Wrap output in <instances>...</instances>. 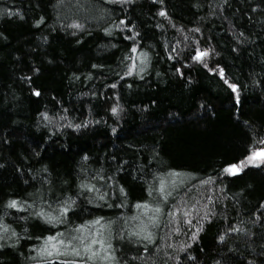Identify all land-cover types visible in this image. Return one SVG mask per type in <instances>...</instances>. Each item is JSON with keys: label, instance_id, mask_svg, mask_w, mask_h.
<instances>
[{"label": "trees", "instance_id": "16d2710c", "mask_svg": "<svg viewBox=\"0 0 264 264\" xmlns=\"http://www.w3.org/2000/svg\"><path fill=\"white\" fill-rule=\"evenodd\" d=\"M261 140L264 0H0V264H264Z\"/></svg>", "mask_w": 264, "mask_h": 264}, {"label": "snow or ice", "instance_id": "6c2138e0", "mask_svg": "<svg viewBox=\"0 0 264 264\" xmlns=\"http://www.w3.org/2000/svg\"><path fill=\"white\" fill-rule=\"evenodd\" d=\"M6 11H7L8 15H12L11 10H6ZM164 14H165L164 10L161 9V15H164ZM39 22L40 21H36V23H39ZM120 23L122 24L123 22L121 21ZM74 26L77 27V28L81 27V25H79V24H74ZM115 26L116 27H120V24H117ZM106 31H107V29H106ZM133 35H135V33H133ZM132 51L133 52L136 51L135 45H133ZM206 54H207V50L200 51L198 49L196 51L195 55L192 58L195 59V60H201L202 57L204 55H206ZM177 71L179 72L180 69L178 68ZM209 71H214V69L210 68ZM220 71H221V74H223V70L220 69ZM127 74L128 73H126V75ZM225 83H228V81H225ZM229 86L231 87V89L233 91H235L236 88H237V85H235V84H230ZM111 111L113 113H116L117 112V107L114 106L111 109ZM43 115L46 116L47 114L45 113ZM261 144H264V140H261ZM244 161H247L248 164L264 163V148H252L251 151L249 152V154L244 157V160L238 162L239 166H237V163L227 164L225 166L224 171L233 172V173L239 172L241 170V168L244 166ZM81 187H90V186L82 184ZM121 191H123V189H121ZM101 198H103V197H101ZM8 205L10 207H19V206H21V205H18L16 200H9L8 201ZM66 211H67V208L61 206V212H66ZM37 214L45 215V213L43 212L42 209ZM185 215L187 217L188 214L186 213ZM48 219H49V222H57V223H59V219L56 216H54V215L48 216ZM153 219H155V218H153ZM92 223H96V221H92ZM7 227H8L7 225H4L5 229ZM78 227H82V226H78ZM230 231H231V229H230ZM135 234L138 235V236L143 234L145 239H148L149 241L151 240V234L148 233L146 230H142L141 232H137ZM12 235L14 236L15 233L13 232ZM195 237H196V233H193L192 238L195 239ZM220 238L222 239L223 237H220ZM46 241L47 242H46V244L44 246H42L40 249H37V251L41 255L46 254L47 256L52 257L54 259L58 258L61 253H65V254L71 253V254L75 255L76 257H82V256H86L87 257V262L84 259H78V260L73 261L72 264H90V262L92 260H95L97 258V256L99 255L100 251H102L105 247L110 248V245L109 246H105L103 244V241H98L95 238H93L91 242H83V240L81 238V242L79 243V246H71V247H69L70 245L73 244V240H71V239H69L67 241V245H69V246H66L65 241L60 240V239H58L56 237H53V236L46 237ZM93 243H100L102 245V248L100 250H93V248H92V244ZM183 247L184 246L181 245V249H183ZM104 258L107 259L108 257L105 256ZM177 259H179V257H177ZM65 264H67V262H65Z\"/></svg>", "mask_w": 264, "mask_h": 264}, {"label": "rangeland", "instance_id": "374dc122", "mask_svg": "<svg viewBox=\"0 0 264 264\" xmlns=\"http://www.w3.org/2000/svg\"><path fill=\"white\" fill-rule=\"evenodd\" d=\"M94 1L98 2L101 0H94ZM119 1H121V0H119ZM122 1H125V0H122ZM262 147H264V144H261V145L259 144V146L253 147V148H262ZM259 164L264 165V163H259ZM244 165H248L247 161H244ZM237 166H239V164H237ZM43 212L45 213V215L37 214L39 212H35L32 214H24V213L18 214L15 217L16 219H14L15 221L14 220L13 221L15 223H21L23 221H25V222L27 221V224H29V225L37 223V224L41 225L42 227H44L45 232H46L45 234L59 233L68 239H71L73 241H79L80 237H79V234H77V232H76V228L80 225V223L82 221L93 217L92 215L95 214V213L91 212L92 213V215H90L91 217H88L87 215H84V213H83L82 215H80V217L78 219H73L72 221H70L68 219V216L63 215L61 212H57V211H43ZM183 214H184V216H186L185 212ZM51 215L56 216L59 219V223L49 222L48 216H51ZM80 219H82V220H80Z\"/></svg>", "mask_w": 264, "mask_h": 264}, {"label": "water", "instance_id": "95a60500", "mask_svg": "<svg viewBox=\"0 0 264 264\" xmlns=\"http://www.w3.org/2000/svg\"><path fill=\"white\" fill-rule=\"evenodd\" d=\"M264 148V147H263Z\"/></svg>", "mask_w": 264, "mask_h": 264}]
</instances>
